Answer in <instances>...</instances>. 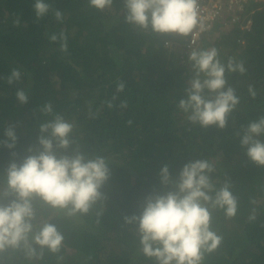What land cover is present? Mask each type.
Instances as JSON below:
<instances>
[{
	"label": "trees",
	"instance_id": "obj_1",
	"mask_svg": "<svg viewBox=\"0 0 264 264\" xmlns=\"http://www.w3.org/2000/svg\"><path fill=\"white\" fill-rule=\"evenodd\" d=\"M48 2L63 12L62 23L51 11L38 20L34 0H0V140L10 125L18 137L14 149L0 145V190L9 162L38 147L39 124L51 118L40 111L46 101L74 121L68 153L79 147L89 156L106 157L110 176L85 215H68L35 199L34 230L44 222L56 224L63 246L58 253L45 248L43 259L31 260L23 249H8L0 253V264H155L140 252L136 225L124 217L139 214L145 196L164 190L159 172L165 163L175 177L194 158L214 162V175L220 182L231 180L239 197L235 218L213 213L212 228L223 241L202 264H264V166L245 155L236 135L241 125L264 115V4H245L237 23L224 17L211 30L213 38L195 47L215 46L225 61L236 57L247 68L245 75L228 76L241 101L227 126L203 129L177 107L192 75L188 38L136 30L123 20V0H113L103 11L90 7L89 0ZM244 18L251 21L248 26ZM61 30L68 35L67 53L48 39ZM14 67L21 69L22 80L8 85L3 77ZM119 81L126 83L125 90L117 106L108 109L103 102ZM249 84L257 90L255 99L247 94ZM18 87L28 91L26 104L15 96ZM121 100L128 104L123 110ZM253 210L256 218L249 220Z\"/></svg>",
	"mask_w": 264,
	"mask_h": 264
},
{
	"label": "clouds",
	"instance_id": "obj_2",
	"mask_svg": "<svg viewBox=\"0 0 264 264\" xmlns=\"http://www.w3.org/2000/svg\"><path fill=\"white\" fill-rule=\"evenodd\" d=\"M89 6L103 11L113 6V0H89ZM33 9L38 20L50 11L58 23L64 20L63 12L53 9L48 0H34ZM123 10L124 22L144 34L179 35L189 40L197 29L204 32L208 28L199 13V0H123ZM20 23L18 18L14 21L16 26ZM211 37L210 31L201 39ZM48 39L58 43L61 52H68L65 31L52 32ZM188 62L192 75L184 98L178 100V109L193 125L224 129L241 101L228 83V76L245 75V61L236 57L225 61L219 49L210 46L192 49ZM3 79L8 85H17L22 71L14 67ZM125 86L124 81L117 83L111 99L103 102L108 109L117 106L118 94L124 92ZM27 93L25 88L16 89L15 96L21 104L28 102ZM247 94L255 99L254 85H248ZM127 106L126 100L118 105L121 110ZM40 111L51 118L39 124L38 147L30 146L28 155L9 162L4 172L6 186L0 190V201L7 198L6 203L0 202V253L23 249L29 260L43 259L45 248L58 253L65 239L51 222L34 230L33 201L38 198L52 209L67 210L68 215H85L102 197L100 189L110 176L106 157L89 156L79 147L68 153L73 144L74 121L54 112L51 101H46ZM127 123L131 125L132 121ZM236 135L245 155L256 165L264 166V115L241 125ZM4 136L0 145L14 149L18 139L15 126H8ZM60 149L64 151L58 152ZM16 155L12 152L13 157ZM216 171V164L207 158L189 160L175 177L167 163L161 167L159 176L164 190L149 193L139 214L124 217L125 223L136 225L139 250L145 257L155 264H202L206 253L220 247L223 236L212 228L213 213L221 211L226 218H235L239 197L231 180L220 182L214 175ZM255 218L253 210L248 219ZM34 245L39 246V251Z\"/></svg>",
	"mask_w": 264,
	"mask_h": 264
},
{
	"label": "built area",
	"instance_id": "obj_3",
	"mask_svg": "<svg viewBox=\"0 0 264 264\" xmlns=\"http://www.w3.org/2000/svg\"><path fill=\"white\" fill-rule=\"evenodd\" d=\"M250 1L258 2L259 0H199V13L208 28L204 32H199L197 29L188 40V48L194 49L201 36L207 35L224 17H227L229 23H237L240 20L239 14L243 11L245 4ZM249 23L250 21L244 18V26H248Z\"/></svg>",
	"mask_w": 264,
	"mask_h": 264
},
{
	"label": "rangeland",
	"instance_id": "obj_4",
	"mask_svg": "<svg viewBox=\"0 0 264 264\" xmlns=\"http://www.w3.org/2000/svg\"><path fill=\"white\" fill-rule=\"evenodd\" d=\"M258 2H262V3H260V4H264V0H259ZM213 36V35H212ZM211 38H213V37H211Z\"/></svg>",
	"mask_w": 264,
	"mask_h": 264
}]
</instances>
